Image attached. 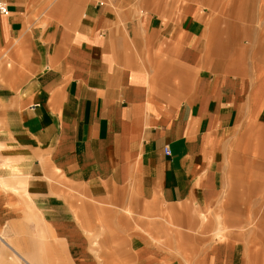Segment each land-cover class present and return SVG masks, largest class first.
<instances>
[{
  "label": "crops",
  "instance_id": "1",
  "mask_svg": "<svg viewBox=\"0 0 264 264\" xmlns=\"http://www.w3.org/2000/svg\"><path fill=\"white\" fill-rule=\"evenodd\" d=\"M4 1L0 105L17 129L0 156V240L27 264H242L205 241L202 217L232 148L252 151L261 85L201 10ZM8 217L50 249L43 262L2 235Z\"/></svg>",
  "mask_w": 264,
  "mask_h": 264
},
{
  "label": "rangeland",
  "instance_id": "2",
  "mask_svg": "<svg viewBox=\"0 0 264 264\" xmlns=\"http://www.w3.org/2000/svg\"><path fill=\"white\" fill-rule=\"evenodd\" d=\"M94 1H99L100 3L109 2L110 4H115L117 1L119 5H121V3L125 5V10L134 7L140 15L153 6L164 7L165 5L171 6V4H174L170 8L173 13V18H179V16L184 17L187 12L186 2H192L188 4V14L194 15V13L198 12L197 9H200L202 12L201 19L205 25L206 31L208 29L207 25L212 23L214 17H226L232 7L230 3L231 0H209V2H204V0ZM194 2L198 3L197 8ZM252 2L253 6L250 10L247 23L250 27H264V0H252L250 3ZM203 3H209V5L201 7L200 5ZM215 5L217 6L216 12L213 9ZM260 9L262 18L259 17ZM240 13L243 14L241 11ZM254 37V30H252V33L249 35L240 37L237 41L240 44V51L233 52L232 50L226 51L222 49V54L227 53V56L237 58L238 65L241 63L240 65L244 68H246V65L247 67L251 66L253 71L250 70L249 72L247 68L246 71L247 75L252 78L253 88L261 85L258 87L260 88L258 89L259 93L257 92L262 99L261 104L258 106L259 109L261 108V114H258L260 120L255 124L253 132H250V140L253 148L251 152H242L243 148H237L236 145L237 149L232 148V152L228 154L225 163V165L229 167L225 170L226 178H224L225 182L222 186L220 199H218L215 204L207 206L206 209L208 210L204 211L206 215L202 217L203 221L209 225L210 229L207 233L203 232V237L207 239L205 241L208 242V240L211 239H224L222 242L226 243L223 248H220L221 251L223 253H228L229 250L230 252H234V256L242 264H264V80L258 79V85L254 80L255 75H260L261 77L264 74V47L261 46L260 49V46H257L260 45V41L255 42ZM263 43L264 42H262V44ZM250 60L252 64L249 62ZM4 106L5 105H0V156L5 153L4 151H6L7 146H11L13 139L10 134H6V132H10V129L16 132L17 129V121L13 119L12 122H7L5 119ZM193 208H195V206H193ZM25 209L32 212L29 208ZM28 211L25 213L30 217ZM161 213L166 214L167 212L166 210H162ZM163 218V215L158 216V223L161 221L160 224L166 226L170 225V227H172L169 223L163 224ZM13 219L15 218H4L2 235L12 243L13 240H16L13 244L22 253L31 251L33 252V255L30 256L32 259L36 261L39 255L41 262H43V255H46L50 249L42 248L39 250L38 254L35 241H24L22 237L27 236L28 238L29 234L20 223L18 224V221L13 225L11 223ZM7 224L8 226L5 227ZM30 245L32 248H30ZM12 251L6 243L0 240V264H27L24 262L26 260L30 262L29 259L21 254L22 257H19ZM23 258L25 259L24 261L21 260Z\"/></svg>",
  "mask_w": 264,
  "mask_h": 264
},
{
  "label": "bare ground",
  "instance_id": "3",
  "mask_svg": "<svg viewBox=\"0 0 264 264\" xmlns=\"http://www.w3.org/2000/svg\"><path fill=\"white\" fill-rule=\"evenodd\" d=\"M251 1L252 0H231L230 3L232 7L230 8L231 11L229 10L228 15L226 17L217 16L212 19V23L207 25L208 35L211 42H216L217 39V42L221 46V49H224L226 51L232 50L233 52L240 51V44L237 42L238 39H240V37L242 36L249 35L250 33H252V30H254L255 42L260 41V45L257 46H260V49L261 46L264 47V43L262 44V42H264V27H250L247 23L248 16L250 15V10L253 6V2L250 3ZM204 2H209V0H204ZM190 3L186 2L185 5L188 7V4ZM195 5L197 8L198 3H195ZM204 5H209V3H203L200 6L205 7ZM216 5L215 7L213 6L215 12L217 7ZM240 11L243 12V14H241ZM259 17L262 18L261 9L259 10Z\"/></svg>",
  "mask_w": 264,
  "mask_h": 264
},
{
  "label": "built area",
  "instance_id": "4",
  "mask_svg": "<svg viewBox=\"0 0 264 264\" xmlns=\"http://www.w3.org/2000/svg\"><path fill=\"white\" fill-rule=\"evenodd\" d=\"M0 12L3 14H7L8 13V6L7 3L4 0L0 1ZM165 153L166 154H170L171 151L169 148H165Z\"/></svg>",
  "mask_w": 264,
  "mask_h": 264
}]
</instances>
